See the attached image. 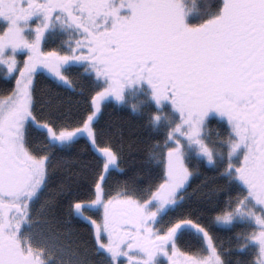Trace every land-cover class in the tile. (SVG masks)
<instances>
[{
	"label": "snow or ice",
	"instance_id": "snow-or-ice-1",
	"mask_svg": "<svg viewBox=\"0 0 264 264\" xmlns=\"http://www.w3.org/2000/svg\"><path fill=\"white\" fill-rule=\"evenodd\" d=\"M0 264H264V0H0Z\"/></svg>",
	"mask_w": 264,
	"mask_h": 264
},
{
	"label": "rangeland",
	"instance_id": "rangeland-1",
	"mask_svg": "<svg viewBox=\"0 0 264 264\" xmlns=\"http://www.w3.org/2000/svg\"><path fill=\"white\" fill-rule=\"evenodd\" d=\"M39 227H45V225H43V224H40V225H38Z\"/></svg>",
	"mask_w": 264,
	"mask_h": 264
},
{
	"label": "trees",
	"instance_id": "trees-1",
	"mask_svg": "<svg viewBox=\"0 0 264 264\" xmlns=\"http://www.w3.org/2000/svg\"><path fill=\"white\" fill-rule=\"evenodd\" d=\"M76 227H79V225H76Z\"/></svg>",
	"mask_w": 264,
	"mask_h": 264
}]
</instances>
